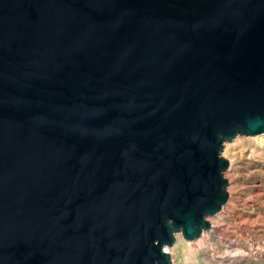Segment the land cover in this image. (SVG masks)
Masks as SVG:
<instances>
[{
	"label": "water",
	"instance_id": "obj_1",
	"mask_svg": "<svg viewBox=\"0 0 264 264\" xmlns=\"http://www.w3.org/2000/svg\"><path fill=\"white\" fill-rule=\"evenodd\" d=\"M264 133V0H0V264H172Z\"/></svg>",
	"mask_w": 264,
	"mask_h": 264
},
{
	"label": "rangeland",
	"instance_id": "obj_2",
	"mask_svg": "<svg viewBox=\"0 0 264 264\" xmlns=\"http://www.w3.org/2000/svg\"><path fill=\"white\" fill-rule=\"evenodd\" d=\"M228 143L227 209L211 217V228L198 239L177 233L167 247L172 264H264V135H240Z\"/></svg>",
	"mask_w": 264,
	"mask_h": 264
},
{
	"label": "bare ground",
	"instance_id": "obj_3",
	"mask_svg": "<svg viewBox=\"0 0 264 264\" xmlns=\"http://www.w3.org/2000/svg\"><path fill=\"white\" fill-rule=\"evenodd\" d=\"M260 135H264V133H263V134H260ZM239 137H240V135H238L237 137H235V139H233V140H235V141H239ZM225 146L227 147V149H229V146H231V144L228 143V141H226V142H225ZM225 154H226V153L224 152V155H225ZM229 161H230V160H229ZM230 166H231V162H230ZM230 166H229V168H230ZM229 168H228V169H229ZM229 198H230V196H229ZM228 201H229V200H228ZM227 203H228V202H227ZM227 203L223 206L222 210L227 209ZM222 210H221V211H222ZM221 211H220V212H221ZM211 217H212V216L209 217V221L211 220ZM212 223H213V221L211 220V226H212ZM209 229H210V228H209ZM204 230H207V229H204ZM204 230H203V232H204ZM203 232H202V234H203ZM178 234H179V233H178ZM202 234H201V235H202ZM198 238H199V237H198ZM198 238H197V239H198ZM182 240H185V239H182ZM166 250H167V247H166Z\"/></svg>",
	"mask_w": 264,
	"mask_h": 264
}]
</instances>
